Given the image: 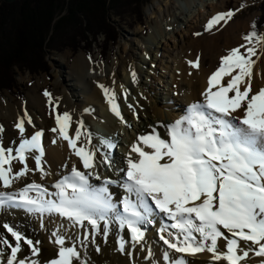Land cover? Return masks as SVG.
I'll return each mask as SVG.
<instances>
[{"label":"snow or ice","instance_id":"1","mask_svg":"<svg viewBox=\"0 0 264 264\" xmlns=\"http://www.w3.org/2000/svg\"><path fill=\"white\" fill-rule=\"evenodd\" d=\"M234 14L231 10L217 14L206 30L221 21L226 23ZM252 28L244 40H264L255 24ZM256 56L255 47L246 45L228 51L208 78V87L201 93L203 100L187 106L185 114L172 124L161 125L167 130V139L156 128L137 136L126 156V167L116 169L123 173L120 186L125 192L119 205L109 189L117 182L102 178L98 171L100 166L113 169L116 162L111 151L117 144L101 138L99 146L93 145L83 121L76 122L70 136L72 117L68 112H56L57 127L52 131L67 142L83 170L73 164L70 172L52 185L55 191L35 180L16 187L30 173L39 172L41 180L49 175L44 133L38 130L25 136V123L34 126L25 112L15 125L20 136L18 146L6 147L0 140V209L23 210L41 220L55 216L84 230L82 239L61 234L59 229L52 231L56 255L43 264H89V244L99 253L96 236L103 234L106 240L113 226L118 233L126 232L133 245H142L147 230L144 226L157 223L159 239L167 249L162 253L164 264H189L185 256L204 252L211 254L213 264H242L250 253L264 257V88L252 89ZM189 63L199 68V58ZM225 77L229 78L226 84L222 83ZM132 79L136 81L135 72ZM99 87L110 111L130 127L115 91L102 84ZM44 95L55 111L59 105L53 104L49 92ZM3 131L0 126V134ZM30 159L34 169L29 166ZM16 165L22 167L17 170ZM93 179L101 184L91 183ZM157 215L163 219L156 221ZM0 227L11 237L10 241L0 235V264H42L40 241L34 242L8 223ZM68 240L74 242L69 245ZM117 243L124 252V236H119ZM23 246L28 255H23ZM169 250L179 255L173 258ZM151 257L149 249L147 258Z\"/></svg>","mask_w":264,"mask_h":264},{"label":"rangeland","instance_id":"2","mask_svg":"<svg viewBox=\"0 0 264 264\" xmlns=\"http://www.w3.org/2000/svg\"><path fill=\"white\" fill-rule=\"evenodd\" d=\"M153 1L154 0H148L147 2L144 1L142 2V5L140 4L139 6H126L124 8V12L122 10H119L121 12H111V14L106 15L107 21L104 20V27L102 26V30H109V35H111L112 37L115 36L112 39L114 41L111 40L110 42H107L105 41L106 36L100 35L97 41L93 42L94 44L92 45L93 48L91 51L85 49L73 53L69 49H63L57 52L55 50H47L46 61L49 67V71L47 73L38 72L37 74L33 73V75H31L32 73L28 70L21 72L20 69L15 68L13 70V74L16 79L17 86L11 91H0V104L7 105V100L9 99L10 102L16 103L21 106V111L27 112L28 115L32 113V109L30 108L29 104L30 97L38 96L45 100L42 104L43 120L45 122V125L39 130H42L44 133L43 141L44 139L48 140L47 143L51 147L54 145L53 141L58 140V137L54 134L55 132L52 131V129L56 125L55 114L57 111L61 114L64 112H68L64 108H62V104L64 101L63 95H61L60 93H55L54 84L56 82L55 72L58 70L57 64H59V62L63 63L62 78H65L66 73L68 72L67 65L64 64L63 60L61 58H58V56L69 54V56L67 55L69 58V67H72L77 57H79L80 55H84L87 56L88 59L94 60L96 67L104 66V68H112L114 62L117 59H119L120 57H127L129 49H131L132 42L134 44V49L136 48V52L134 60L126 62L125 71L123 75L126 76L127 82H118L117 80L114 83V86H116L118 90V93L116 94V101L119 104V108L121 107L122 109L127 111L128 116L126 117V121L128 122V125L130 124V127L128 126V128L126 129L117 130L116 132L112 133L109 129L105 127V125H103V127L101 125L99 126L97 125V122L89 119V121L91 122L90 126L92 128L93 133L97 134V130H101V132L105 131L106 133H110L115 143L118 145L117 151L111 153L113 160L116 162L113 169L109 170L106 166H100L98 168V171L102 175V178L106 176L107 179L110 178L111 180V177L116 176L118 178V180H116L117 183L109 185V187H116L120 190V192H123L124 194V189L120 186V183L122 182L123 173H117L116 169L122 168L120 167V164H122L125 160V151L130 145L127 143L128 139H126L127 132L132 134L134 140H136L137 136H139L138 123L142 121L143 124H148L149 127L156 128V130L160 133L163 132L162 130H166V128L162 127L161 125L172 124L185 114V110L188 105L182 102L181 94L179 93L180 90H185L186 88L184 83H182V81L180 80L178 81L176 78L178 75V67L180 63L184 64L185 61L187 62L189 60L188 57L192 54L191 44L193 39L196 37L195 35H197V32H195V30H201L202 28H205L209 20L211 19V16L213 18L219 13H227L231 10L235 14L228 21L232 24H243V31H241V37L244 40L245 35L249 34L250 31L253 30V23H256L258 21V18L261 16V12L259 11L261 1L254 2L250 0H218L216 5H214L213 7L208 6L207 8L204 6L197 7L196 4L193 7H186L184 6V4L181 5L180 3L184 0H176L177 4L179 5V7H181V9L184 10V12L180 16V20L175 21V19L173 18L167 19V16L165 19H163L160 12L158 11L159 9H154L156 14L149 15L151 11L148 13L147 9L153 3ZM160 1H162L163 3H170L169 0ZM191 11H195V14H193L192 18L188 20L185 19L186 14L190 13ZM89 20L90 22H93L95 24L98 23L96 17H91L89 18ZM169 23H172V25H169ZM158 24L164 30V35L162 37H159L158 39L156 38V41H153L152 36L155 37ZM259 30V34L262 36L264 34V26L260 27ZM243 40L241 41L244 42L243 45H250L252 47L254 45L259 44L260 42V40L257 39H254L251 43H248L247 41ZM231 42H236L235 44L238 43V41H234L233 38ZM234 46L235 45H233V47ZM104 50L106 52V55L104 53ZM206 51V49L198 50V52L197 50H195L194 56H197L199 60H203L206 69H209L210 66H212V70L214 72L216 71L217 67H219L221 56L218 57L216 63L212 64L210 63V57H208ZM222 51L223 53L221 54L224 56L228 53V51H230V49ZM241 51L244 52L245 48H241ZM101 52L103 53V55L106 56L104 59L99 56V53ZM54 59L57 61L56 64L52 63V60ZM34 63L36 64L37 62ZM35 70H39L38 67ZM133 72L136 73L135 82H133L132 79ZM91 80L94 81V78H92ZM222 83L226 84L227 78L224 79ZM45 91L51 94L53 104L59 105V107L55 111L53 110V106H50L49 104V98L44 95ZM184 92H186V90ZM10 97H12L13 100ZM197 98V102L203 100V97L202 99L199 96ZM155 108H158L157 113H154ZM97 110L98 109H91L90 111L94 112ZM108 110L110 113H112L110 111V107L108 108ZM73 123L74 119L72 118V125ZM136 124L138 128L137 130L135 129ZM15 125L16 124L14 120H8L4 117L0 118V126L3 127L4 131H11L15 128ZM124 127L125 124H123V128ZM161 127L162 129H160ZM28 128L31 127L28 126L26 128V137H29L31 135L27 134ZM4 131L2 134H0V136L4 134ZM34 133L35 131L33 132V134ZM101 138H103V136L100 137L99 141L101 140ZM13 141H15V139H13ZM96 143L98 146L100 145L99 142L96 141ZM46 144L44 149L48 147V145ZM71 159L72 155L69 154L67 156V159H65L62 164L67 165V168H71L74 161H71ZM98 184H101V181H98ZM120 199L121 198L118 197V199L116 200V203L118 205ZM120 210L122 211V206H120ZM154 219L156 221H161L158 215L155 216ZM2 224L0 223V225ZM158 227V223L155 225H146V228H148V239H146V242H144L142 245L139 244L137 246H133L132 242L130 243V241H128L126 237L125 251L121 253L123 255H127L130 260H132L134 257L147 258V253L149 249H151V251L153 250V252L155 253H158L159 250L161 253H163V251L167 249L163 242L159 239ZM16 229L20 231L18 227ZM27 229L31 232L36 231L31 226H28ZM59 229H61V231L59 230L61 234H66L63 231V226ZM0 231V235L5 236V238L8 237V239H10L11 241L10 236L7 235L3 227H0ZM38 232L39 231H36L34 239L35 241H40V246L42 238L38 234ZM122 233L123 232H120L118 238L119 236H121ZM66 236L75 238L74 235L66 234ZM27 238L32 239L30 237ZM99 239L100 240L97 241V238H95L96 244L99 245L103 253L105 246L107 245L106 240L101 242V238ZM155 239H157V241H155ZM72 242L74 241H67L69 245ZM77 246L79 247V244H77ZM87 251L89 254V264H93L95 259H97V256L94 255L95 246L89 244ZM145 251H147V253H145ZM169 251L170 255L173 258H176V256L179 255L174 252H171V250ZM26 254L28 255L29 251ZM114 254H119V252L116 251ZM201 254L203 255V253H200L195 256H185V259L189 262V264H213L212 258L208 259V261L211 259V261L209 262L205 259H200L199 257ZM104 255L106 256V254ZM259 258H262V260L257 262V264H264V257ZM98 259H100V257H98Z\"/></svg>","mask_w":264,"mask_h":264},{"label":"bare ground","instance_id":"3","mask_svg":"<svg viewBox=\"0 0 264 264\" xmlns=\"http://www.w3.org/2000/svg\"><path fill=\"white\" fill-rule=\"evenodd\" d=\"M169 1L170 3L169 2L163 3L160 0H154L153 3L147 9L148 13L151 11L149 15L156 14L154 9H159L158 11L160 12L163 19H165L167 16L168 17L167 19L173 18L175 19V21L180 20V16L183 14L184 10L181 9V7H179L176 0H169ZM217 1L218 0H184L180 3L181 5L184 4V6L186 7H193L196 4L197 7L204 6L208 8V6L213 7L214 5H216ZM193 14H195V11H191L190 13L186 14L185 19L188 20L192 18ZM169 25H172V23H169ZM242 28H243V24L240 23L232 24L231 22L227 21L226 23L220 22V24L213 26L211 30H206L207 26L205 28H202L201 30L200 29L195 30V32H197V35H195L196 37L194 36L195 38L193 39L191 44L192 54L188 57L189 60L187 59L188 60L187 62L185 61L184 64L180 63L178 67V75L176 78L178 81L179 80L182 81V83H184L186 88L185 89L186 92H184L185 90L182 89L180 90L179 93L181 94L182 102L186 103L189 106L190 104L198 101L197 98L198 96L202 99L201 93L204 92L208 87L207 80L210 77V75L213 73L212 66H210L209 69L208 68L206 69L203 60H199L198 69L191 67L189 62L197 60V56L196 57L194 56L195 54L194 51L197 50L198 52V50L206 49L207 50L206 54L208 55V57H210L209 58L210 63L214 64L217 62L218 57L221 56L220 58H222L223 56L221 54L223 53L222 50L224 51L229 49L231 50V48L239 47L240 45L244 44V42H241L243 40V38L241 37V31H243ZM163 35H164V30L158 24L155 37L152 36V40L156 41L159 37H162ZM262 36H264V34ZM232 38L234 41H238V43L235 44L236 42H231ZM233 45L235 46L233 47ZM246 46L252 47L250 45H246ZM253 47H255L257 51V56L253 57V60H255L256 63L253 66L252 89L253 92H256L259 89L264 88V40H260L259 44L254 45ZM135 52H136V48L134 49V44L131 42V49H129L127 57L126 58L120 57L119 59H117L114 62L112 68L111 67L104 68V66L96 67L95 61L88 59V57L84 55H80L79 57H77L72 67H69V58H68L69 54H67L68 56L67 55L58 56V58H61L64 64L67 65L68 72L66 73V77L62 78L63 63L59 62V64H57L58 70L57 71L55 70L56 82L54 84L55 93H60L61 95H63L64 101L62 104V108L68 111V113L74 119V123L69 131L70 136L74 135L76 122L83 121L84 129H86L92 134V144L97 145L96 141L99 140L102 133L99 130H97L98 131L97 134L93 133L92 128L90 126L91 122L89 121V119L97 122L98 123L97 125L99 126L101 125L103 127V125H105V127L109 129L110 132L112 133L116 132L117 130L128 128V126L126 125L123 128L124 123H122L119 119H117L113 113L109 112L108 108L110 107V105L108 104L106 97L103 91L101 90V88L99 87V85L102 84L105 87L109 88L110 90H114L115 93L117 94L118 90L116 86H114V83L117 80L118 82L121 81L127 82L126 76H124L123 73L125 71L126 62L134 60ZM56 62L57 61L55 59L52 60L53 64H56ZM92 78H94V81L91 80ZM226 78L227 80L229 79L228 77H225L224 79ZM10 98L13 100L12 97ZM44 101L45 100L43 98L38 96L30 97L29 99L30 108L32 109V113L29 114V116L32 118L34 126H30L27 123H25V129L28 126L31 127L28 128L27 130L28 135L30 134L32 135L34 131H38L41 127L45 125L44 124L45 122L43 120V112H42V104L44 103ZM20 107L21 106H19L16 103L10 102V100L8 99L7 105L0 104V118L4 117L5 119L8 120H14L16 124L19 119L24 117V113H25L21 111ZM91 109L92 110L98 109V110L92 112L90 111ZM120 111L124 116L125 120H127L126 119V117L128 116L127 111L122 109L121 107H120ZM157 112H158V108H155L154 113ZM235 115H240V113H236ZM55 127L57 126L55 125ZM138 128H139L138 131L139 135L151 132L152 130V128L149 127L148 124H143L142 121L138 123ZM138 128L136 124L135 129L137 130ZM160 129H162V127ZM162 131L163 132H160L161 137L167 139L168 138L166 133L167 131L166 130L165 131L162 130ZM54 134L58 137V140L53 146L50 147L48 145L47 143L48 140L44 139L43 141L44 147L46 143H47L46 145H48V147L45 149L44 160L46 161L45 169L49 173V175H47L43 180H41L39 172L30 173L27 179L18 182L16 187H22L23 184L30 183L31 181L35 180L37 183L46 186L49 189V191H55V189L52 188V185L55 182H57L59 179H61L63 175H66L68 174V172H70L71 168H65V165L62 164L63 161L67 159V156L69 154L72 155L71 161L74 160L73 164H76L78 168L83 170L82 165L80 164L78 158L73 154V150L69 149L67 142L64 141L62 138H60L56 132ZM108 137L109 138L103 137V139L109 140L111 138V141L115 143L113 137H110L109 135ZM13 139H15V141H13ZM126 139H128L127 143L130 145L135 142L133 135L130 134L129 132H127ZM0 140L3 141L6 147L11 146L15 148L16 146H18V144L20 143V136L18 134L16 127L9 132L5 130L4 134L0 136ZM130 145L127 147V150L125 151L126 152L125 160L129 152ZM102 151H109V150L102 149ZM111 153H114V150L113 152L111 151ZM100 158H101L100 154L97 153V160H99ZM125 160L123 161L122 164H120V167L122 168L126 167ZM29 166L32 167L33 169L35 168L34 161L31 159L29 160ZM19 167L22 166L16 165L17 170L19 169ZM104 178H106V176ZM111 180L116 181L118 180V178L116 176H113L111 177ZM91 183L97 186L100 185L98 184V181L94 179L91 181ZM109 189L110 192L113 194V200L115 203L118 197L122 198L125 195L123 192H120V190L116 187L115 188L109 187ZM159 217L160 219H163L161 216ZM0 223L1 224L9 223V225L11 224L15 228L18 227L22 233H25L24 235L26 237L32 238L34 242H35L34 235L36 231H39L38 234L42 238L41 245L39 246L41 249V256L39 257V259L41 260L42 264L44 261H47L51 258H55L56 255V246L52 242L53 238L51 237L52 231L57 230L63 226L64 227L63 231L66 234L74 235V237L79 235L81 239L83 238V232H84V230L72 227L71 225L68 224V221L62 220L59 217L45 216L43 220H41L38 216H32L26 214L23 210H16V209H0ZM28 226H31L36 231L35 232L29 231L27 229ZM59 230L61 231V229ZM119 234L120 232L118 233V229L115 226H113L107 236L106 239L107 245L105 246L103 253L102 251L99 253H96V251H94V255L97 256V259H95L93 264H164L162 260V253L160 252V250L158 253H155L152 250L151 259H147L145 257H141V258L134 257L132 260H130V258L127 255H123L121 251H119L118 243H117ZM121 236H124V238H126V236L128 235L126 232H123ZM96 238L97 241L100 240L99 238H101V242L105 240L103 234L97 235ZM146 239H148L147 231L145 234L144 242H146ZM155 241H157V239H155ZM137 245L139 244L133 246H137ZM219 245L222 251L225 250L223 240L219 242ZM23 247H24L23 255H27L26 253L29 250L26 248V246ZM114 250L118 251L119 254H114L116 252ZM4 251L5 254H7L8 250L4 249ZM145 253H147V251H145ZM104 254H106V256ZM201 255L199 258L205 259L206 261H208L209 258H212L211 254L208 252L203 253L202 256ZM98 257H100V259H98ZM261 260L262 258H259L254 254L250 253L249 258L243 261L242 264H257V262ZM209 261H211V259ZM217 264H226V262L220 261L217 262Z\"/></svg>","mask_w":264,"mask_h":264},{"label":"trees","instance_id":"4","mask_svg":"<svg viewBox=\"0 0 264 264\" xmlns=\"http://www.w3.org/2000/svg\"><path fill=\"white\" fill-rule=\"evenodd\" d=\"M144 1L148 0H18L12 4L0 0V91L17 86L15 68L31 75L47 73V50L91 51L100 35L110 42L115 36L102 30L106 15ZM250 1H261V16L253 23L259 33L264 26V0ZM91 17L98 23L90 22ZM105 55L99 53L103 59Z\"/></svg>","mask_w":264,"mask_h":264},{"label":"water","instance_id":"5","mask_svg":"<svg viewBox=\"0 0 264 264\" xmlns=\"http://www.w3.org/2000/svg\"><path fill=\"white\" fill-rule=\"evenodd\" d=\"M4 3H15L18 0H2Z\"/></svg>","mask_w":264,"mask_h":264}]
</instances>
